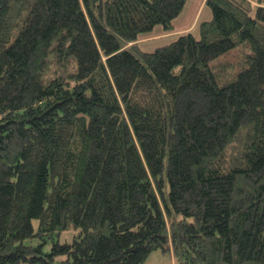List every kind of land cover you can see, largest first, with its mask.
Returning <instances> with one entry per match:
<instances>
[{
	"label": "trees",
	"instance_id": "16d2710c",
	"mask_svg": "<svg viewBox=\"0 0 264 264\" xmlns=\"http://www.w3.org/2000/svg\"><path fill=\"white\" fill-rule=\"evenodd\" d=\"M186 1L0 0V264H264V0Z\"/></svg>",
	"mask_w": 264,
	"mask_h": 264
},
{
	"label": "crops",
	"instance_id": "0c3cea01",
	"mask_svg": "<svg viewBox=\"0 0 264 264\" xmlns=\"http://www.w3.org/2000/svg\"><path fill=\"white\" fill-rule=\"evenodd\" d=\"M250 1L257 3V0ZM211 17L212 11L206 5V0H187L184 8L174 20L173 29L166 30L162 25H156L151 31L140 34L138 41L141 43L147 40L161 39L164 43H168L183 32H191L198 37L200 35V23ZM170 38L173 39L169 41Z\"/></svg>",
	"mask_w": 264,
	"mask_h": 264
},
{
	"label": "rangeland",
	"instance_id": "374dc122",
	"mask_svg": "<svg viewBox=\"0 0 264 264\" xmlns=\"http://www.w3.org/2000/svg\"><path fill=\"white\" fill-rule=\"evenodd\" d=\"M171 39H173V38H170L169 41ZM163 43H164V41H162L161 39H157V40L143 41L140 43V45L145 50H153L157 45H160ZM49 66L53 70L63 69L67 72L75 70V62H73L71 60H70V62H66L65 64L56 61V62L50 63ZM35 223H36V221H35ZM76 231L77 230H75V229H71L68 232L67 237L69 240H71L73 234ZM49 246L50 245L48 244L47 248H49ZM176 261H177V259L171 250L162 249L161 247H159V248L154 249L149 254V256L145 260V264H175Z\"/></svg>",
	"mask_w": 264,
	"mask_h": 264
}]
</instances>
